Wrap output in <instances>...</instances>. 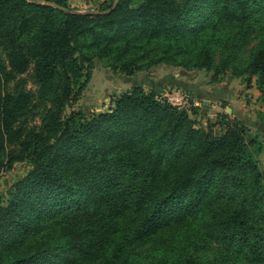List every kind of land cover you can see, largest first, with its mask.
Segmentation results:
<instances>
[{
    "label": "trees",
    "instance_id": "trees-1",
    "mask_svg": "<svg viewBox=\"0 0 264 264\" xmlns=\"http://www.w3.org/2000/svg\"><path fill=\"white\" fill-rule=\"evenodd\" d=\"M263 10L0 0V175L28 165L0 200V264H264L257 134L226 116L198 125L140 83L105 110H67L97 57L127 74L160 62L216 78L232 68L255 77L264 101Z\"/></svg>",
    "mask_w": 264,
    "mask_h": 264
},
{
    "label": "rangeland",
    "instance_id": "rangeland-1",
    "mask_svg": "<svg viewBox=\"0 0 264 264\" xmlns=\"http://www.w3.org/2000/svg\"><path fill=\"white\" fill-rule=\"evenodd\" d=\"M86 1V0H85ZM103 0H82L71 5L78 9L96 7ZM90 5H86V4ZM264 16V10L260 13ZM257 37L250 41L252 46ZM248 46L243 54L247 53ZM28 87H34L29 76ZM86 81L76 101L67 108H80L87 114L107 109L111 100L128 90L134 84H143L147 90L155 91L174 103L187 107L198 125L207 126L208 122L220 121L223 116L237 119L249 133L257 134L264 142V101L260 98L255 77L248 80V75L238 74L227 68L217 78L214 70L207 67L185 68L166 62H160L132 74L114 69L104 58H95L86 68ZM221 124L215 126L218 130ZM260 165L264 169V150L259 154ZM28 165L18 161L0 175V200L5 195L8 185L24 174Z\"/></svg>",
    "mask_w": 264,
    "mask_h": 264
},
{
    "label": "crops",
    "instance_id": "crops-1",
    "mask_svg": "<svg viewBox=\"0 0 264 264\" xmlns=\"http://www.w3.org/2000/svg\"><path fill=\"white\" fill-rule=\"evenodd\" d=\"M80 1L82 2V0H70V2L73 4V5H78V4H80ZM90 1V0H89ZM84 2L85 3H87V0L85 1L84 0ZM86 5H90L89 3L88 4H86ZM80 9V8H79ZM81 9H84V8H81ZM80 9V10H81ZM89 9H91V10H94V9H96V7H88L87 9H85V10H89Z\"/></svg>",
    "mask_w": 264,
    "mask_h": 264
}]
</instances>
